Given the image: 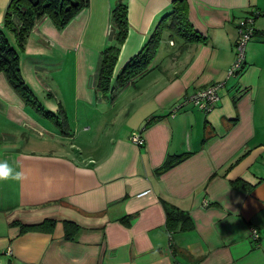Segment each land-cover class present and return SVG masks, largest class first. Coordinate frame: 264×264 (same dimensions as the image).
Segmentation results:
<instances>
[{
  "label": "crops",
  "instance_id": "0c3cea01",
  "mask_svg": "<svg viewBox=\"0 0 264 264\" xmlns=\"http://www.w3.org/2000/svg\"><path fill=\"white\" fill-rule=\"evenodd\" d=\"M177 1L89 0L62 30L44 17L20 54L37 106L0 74V162L26 176L0 181V264H264V0H186L200 39L183 38L169 17L146 72L120 88ZM10 2L0 0L2 30ZM120 4L128 36L104 94ZM248 18L257 32L229 77ZM217 83L211 113L187 101ZM169 208L188 218L168 222ZM47 220L51 233L21 229ZM66 222L78 226L71 240Z\"/></svg>",
  "mask_w": 264,
  "mask_h": 264
},
{
  "label": "trees",
  "instance_id": "16d2710c",
  "mask_svg": "<svg viewBox=\"0 0 264 264\" xmlns=\"http://www.w3.org/2000/svg\"><path fill=\"white\" fill-rule=\"evenodd\" d=\"M88 7L89 0H11L5 16L4 29L0 28V74L2 73L7 77L9 83L24 98L26 103L33 106L38 105L37 97L24 80L20 57V54L26 50L28 38L35 26L44 17H48L58 29L62 30ZM187 10L188 4L186 0L176 2L173 13L161 21L153 37L146 44L142 52L133 57L118 75L117 81L120 88L136 76L146 72V68L154 59L160 33L165 28L166 20L169 17L172 18L173 25L176 28L178 27L177 32L183 38L188 41L200 39L199 34L188 21ZM127 15V6L123 4L118 5L112 13L114 25L118 30L115 38L116 43L106 48L103 53L97 85L98 90L104 94L108 93L111 88V78L114 75L121 48L128 36ZM16 18L19 19L20 24L16 23ZM256 32L255 29L254 36ZM8 35L14 36L15 45ZM164 167L166 168L167 164ZM167 215L168 222L188 218L187 214L178 208H169ZM56 224L55 220H47L36 226L21 225V229L24 232L41 231L51 233L54 231ZM77 230L78 226L76 224L66 222V239L71 240Z\"/></svg>",
  "mask_w": 264,
  "mask_h": 264
},
{
  "label": "built area",
  "instance_id": "2783aa9c",
  "mask_svg": "<svg viewBox=\"0 0 264 264\" xmlns=\"http://www.w3.org/2000/svg\"><path fill=\"white\" fill-rule=\"evenodd\" d=\"M254 23L252 18L245 19L239 23V40L236 45V59L229 71V77H235L242 70L245 63L246 46L254 37ZM223 88V84L217 83L206 88L199 89L187 98L188 102L193 103L200 110L211 113L215 110L220 101L219 91ZM132 141L138 145H143L144 140L138 134L132 136ZM252 237L254 240L260 238L259 233L253 230Z\"/></svg>",
  "mask_w": 264,
  "mask_h": 264
},
{
  "label": "clouds",
  "instance_id": "9594fccd",
  "mask_svg": "<svg viewBox=\"0 0 264 264\" xmlns=\"http://www.w3.org/2000/svg\"><path fill=\"white\" fill-rule=\"evenodd\" d=\"M26 179V176L21 171H16L7 161L0 162V181H15L21 182Z\"/></svg>",
  "mask_w": 264,
  "mask_h": 264
},
{
  "label": "rangeland",
  "instance_id": "374dc122",
  "mask_svg": "<svg viewBox=\"0 0 264 264\" xmlns=\"http://www.w3.org/2000/svg\"><path fill=\"white\" fill-rule=\"evenodd\" d=\"M6 32V31H5ZM7 33V32H6ZM10 38H11V41L14 43V45H15V42H14V40H13V37L11 36V35H8ZM63 63V62H62ZM70 67H75L74 66V63L72 64L71 63V60L70 59H68L66 62H65V65H64V71H63V73L62 74H64V76H68V74H69V72H71V68ZM67 79H68V77H67ZM67 79L65 80V81H67ZM26 81V80H25ZM27 83V82H26ZM38 93L40 94V99L42 100V101H44V99H45V97L46 98H53V97H48V92H46V91H43L42 89H40V91H38ZM110 95V94H109ZM68 97V96H67ZM93 109L95 108V105L92 107ZM93 114L95 115V116H99V114L96 112V111H94L93 110ZM96 118V117H95ZM99 118V117H98ZM99 120H100V118H99ZM100 123H101V125H104V120H101L100 121ZM84 125H87V124H84ZM94 132L93 133H95V135L98 137L99 136V134H96L97 132H98V130H96V128H94ZM90 137H93V135H92V133H90Z\"/></svg>",
  "mask_w": 264,
  "mask_h": 264
}]
</instances>
